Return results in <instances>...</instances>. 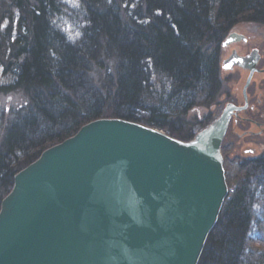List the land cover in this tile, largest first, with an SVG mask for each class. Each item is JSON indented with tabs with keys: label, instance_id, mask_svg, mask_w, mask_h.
<instances>
[{
	"label": "trees",
	"instance_id": "obj_1",
	"mask_svg": "<svg viewBox=\"0 0 264 264\" xmlns=\"http://www.w3.org/2000/svg\"><path fill=\"white\" fill-rule=\"evenodd\" d=\"M76 4L0 0V94L19 92L27 101L0 138V203L17 173L96 120L190 141L207 126L185 129L184 117L210 107L221 91V43L238 22L264 23V0ZM61 20L76 26V37ZM235 172L232 183L224 169L229 194L197 264H264V152Z\"/></svg>",
	"mask_w": 264,
	"mask_h": 264
},
{
	"label": "water",
	"instance_id": "obj_2",
	"mask_svg": "<svg viewBox=\"0 0 264 264\" xmlns=\"http://www.w3.org/2000/svg\"><path fill=\"white\" fill-rule=\"evenodd\" d=\"M255 55L225 63L248 70L243 93ZM243 110L227 105L190 142L119 119L81 127L14 176L0 264H197L228 196L221 144Z\"/></svg>",
	"mask_w": 264,
	"mask_h": 264
},
{
	"label": "rangeland",
	"instance_id": "obj_3",
	"mask_svg": "<svg viewBox=\"0 0 264 264\" xmlns=\"http://www.w3.org/2000/svg\"><path fill=\"white\" fill-rule=\"evenodd\" d=\"M63 2L71 9H74L77 5L76 0H63ZM58 26L70 39L77 36L76 26H72L66 20L58 21ZM232 33L242 35L247 41L246 43H235L227 48L220 47L218 56L220 94L210 107L200 106L191 110L184 117L185 129L196 130L198 125L209 126L221 115L224 107L231 104V102L239 108L243 106L242 90L248 74L238 69L232 72H225L221 69L222 62L230 55L232 49L240 55L249 53L253 48L257 49L260 55L258 68H264V23L256 24L241 21L228 32L227 36ZM97 75L96 73L92 74V80L96 84L98 83ZM162 83L160 79L156 81L154 83L156 89L162 87ZM249 86L247 90L248 109L237 113L236 116L231 118L221 144L223 149L221 156L224 158L223 169H226L231 182L234 179L237 164L256 158L264 152V131L260 136H250V133H256L257 129L248 121L249 119L254 120L257 117H262L264 123V71L261 74L252 75ZM26 105L25 97L19 92L9 95L0 94V138L10 119L11 112L23 109ZM251 107H253V110H250ZM247 151L252 153L245 154Z\"/></svg>",
	"mask_w": 264,
	"mask_h": 264
},
{
	"label": "flooded vegetation",
	"instance_id": "obj_4",
	"mask_svg": "<svg viewBox=\"0 0 264 264\" xmlns=\"http://www.w3.org/2000/svg\"><path fill=\"white\" fill-rule=\"evenodd\" d=\"M232 34H235V33H232ZM236 35H238V36H240V37H243L242 35H239V34H236ZM226 38H227V36H226ZM225 38V39H226ZM224 39V40H225ZM243 40L242 41H240V42H242V43H246V41H247V39L246 38H242ZM237 43H239V42H237ZM235 44V43H234ZM231 45H233V44H231ZM228 47H230V46H228ZM225 48H227V47H225ZM256 54L255 56L258 58V60H257V63H256V65H255V73L254 74H261L263 71H264V68L263 69H259L258 68V65H259V63H260V55L258 54V51H257V49H252L249 53H247V54H243V55H240L236 50H234V49H232L231 50V53H230V55L222 62V65H221V69L223 70V71H225L224 69H225V67L227 66V65H229V64H227V65H225L224 66V63L225 62H228V61H230V59H232L233 57H236V56H239V57H241V58H243V59H246V58H249V57H252L253 56V54ZM249 63H243V65L244 66H246V65H248ZM231 66V65H230ZM235 69H238V70H242V71H244V72H246L247 74H248V76H247V79L249 78V72H248V70H245V69H243V68H241L240 66H233V68L229 71V70H226L225 72H232V70H235ZM253 74V75H254ZM247 79H246V81H247ZM251 79H252V76H251ZM251 79H250V82H251ZM250 82H249V85H250ZM248 85V87L245 89V91H244V93H243V90H244V88H245V85H244V88H243V90H242V98H243V102H244V104H243V106L241 107V108H244V110L243 111H246L247 109H248V101H247V90L249 89V86ZM245 95V96H244ZM259 103V102H258ZM227 105H232V106H234L233 104H232V102H231V104H227ZM234 107H237V106H234ZM250 110H253V107H251V109ZM236 114L237 113H234L232 116H231V118L232 117H234V116H236ZM249 122H250V124H252L256 129H257V132L256 133H250V136H260L262 133H263V131H264V123L262 122V117L260 118V117H257V118H255L254 120H252V119H249L248 120ZM226 135V134H225ZM221 152H223V149H222V146H221ZM246 153H249V154H251L252 152L251 151H247V152H245V154Z\"/></svg>",
	"mask_w": 264,
	"mask_h": 264
},
{
	"label": "bare ground",
	"instance_id": "obj_5",
	"mask_svg": "<svg viewBox=\"0 0 264 264\" xmlns=\"http://www.w3.org/2000/svg\"><path fill=\"white\" fill-rule=\"evenodd\" d=\"M229 35H230V34H229ZM242 38H243V37H242ZM236 57H239V56H236ZM239 58H241V57H239ZM225 63H227V62H225ZM225 63H224V66L227 65V64H225ZM232 68H233V67H232ZM232 68H231V69H232ZM231 69H230V70H231ZM227 70H229V69H227ZM230 70H229V71H230ZM225 71H226V70H225ZM232 71H233V70H232ZM226 106H227V105H226ZM226 106H225V107H226ZM225 107H224V108H225ZM230 120H231V118L229 119V122H230ZM213 122H214V121H213ZM228 124H229V123H228ZM144 127H145V126H144ZM147 128H149V127H147ZM227 128H228V127H227ZM151 129H152V128H151ZM226 131H227V130H226ZM196 134H197V133H196ZM196 134H195V135H196ZM225 134H226V133H225ZM167 136H168V135H167ZM224 137H225V136H224ZM172 139H173V138H172ZM193 139H194V137H193L190 141H192ZM223 139H224V138H223ZM175 140H176V139H175ZM190 141H188V142H190ZM220 154H221V151H220ZM221 158H222V162L224 163V158H223V156H221ZM204 244H205V243H204ZM203 247H204V246H203ZM202 250H203V249H202Z\"/></svg>",
	"mask_w": 264,
	"mask_h": 264
}]
</instances>
